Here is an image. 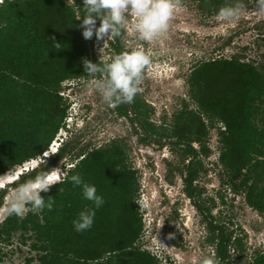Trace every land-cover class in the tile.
<instances>
[{
    "label": "trees",
    "instance_id": "trees-1",
    "mask_svg": "<svg viewBox=\"0 0 264 264\" xmlns=\"http://www.w3.org/2000/svg\"><path fill=\"white\" fill-rule=\"evenodd\" d=\"M236 2L190 0L197 11L208 16H216L222 7ZM239 2L244 8L250 5V0ZM79 8L83 9L82 0L73 4L69 0H5L0 5V176L44 158L59 132L67 128L72 103L61 96L62 86L67 80H88L83 61L91 62L89 43L80 28L82 19L77 21L83 15ZM124 36L111 39L114 55L125 51ZM92 42L95 47L94 37ZM231 44L232 38L223 48ZM95 59L104 64L96 53ZM188 84L197 109L188 110L186 104L171 130L152 123L142 102L134 98L131 106L143 129L171 142V148L182 149L189 161L184 172L185 192L197 204L195 183L202 163L194 143L205 145L209 136L206 120L213 128L222 124L220 162L229 184L234 192L246 193L250 207L264 213V66L240 55L213 58L194 67ZM115 111L132 122L142 141L155 143L140 132L126 103ZM71 142L62 143L57 153L44 158L48 164L23 173L16 182L55 169L70 154ZM74 160L66 177L41 193L45 200L52 199L51 209L30 211L22 217L8 215L0 224V242L11 244L16 235L26 236L38 252L39 264H160L156 256L136 245L143 230L136 205L140 183L138 172L127 164L124 148L111 144L86 149ZM77 173L84 182L95 185L105 201L96 210L92 228L82 233L75 231L73 221L94 205L70 182V176ZM5 196L1 191L0 209ZM199 208L204 212L208 242L216 249L215 258L220 264H230L231 249L241 245L240 240L234 231L216 222L209 209ZM254 264H264V255Z\"/></svg>",
    "mask_w": 264,
    "mask_h": 264
},
{
    "label": "rangeland",
    "instance_id": "rangeland-1",
    "mask_svg": "<svg viewBox=\"0 0 264 264\" xmlns=\"http://www.w3.org/2000/svg\"><path fill=\"white\" fill-rule=\"evenodd\" d=\"M179 4L166 37L150 44L138 41L131 31L130 18L123 39L125 50L143 46L152 55L153 70H146L141 91L135 98L142 102L152 123L168 130L173 128L175 118L186 104L188 110L197 109L189 96L188 84L196 65L213 58L240 55L247 62L264 66V11H258L257 0H250L241 18L233 21L203 15L190 0H179ZM230 38L232 44L223 48ZM110 41L104 47L103 41L97 42L94 47L103 63L114 56ZM87 84L86 79H76L67 80L62 86L61 96L70 95L68 102L74 104L73 110L69 108L66 130L59 132L50 150L57 152L59 145L73 140L68 146L70 154L56 167L65 170L60 181L81 151L118 144L126 151L128 166L138 172L140 191L136 202L141 206L136 205L143 218V230L137 247L156 256L160 264H199L206 255L215 257L216 249L208 242L209 231L201 205L240 240L238 249H231L230 264H254L259 255H264V213L250 207L246 193L233 191L227 170L220 162L222 124L213 128L205 119L209 129L205 145L194 143L201 152L202 163L195 183L198 190L195 204L185 192L184 172L189 161L182 156V149L142 141L132 122L120 116L115 107L105 104L100 94ZM39 164L46 165L48 161L44 159ZM17 184L15 181L0 188V192H6L0 224L8 216L6 197ZM32 246V241H26V236L20 234L11 244L0 242V264H39L38 252ZM30 259L34 260L29 262Z\"/></svg>",
    "mask_w": 264,
    "mask_h": 264
},
{
    "label": "clouds",
    "instance_id": "clouds-1",
    "mask_svg": "<svg viewBox=\"0 0 264 264\" xmlns=\"http://www.w3.org/2000/svg\"><path fill=\"white\" fill-rule=\"evenodd\" d=\"M3 1L5 0H0V5ZM82 3L83 9L79 8L83 14L82 18L77 17V21L82 19L80 24L82 36L85 40H92L95 36L97 42L103 41V47L108 40L121 37L125 33L130 18L131 31L136 34L138 41L150 44L166 37L176 10L180 7L179 0H82ZM257 8L258 11H264V0H257ZM243 10V3L237 0L234 4L222 7L216 19L218 21L239 20ZM83 64L85 74L89 78L87 87L99 93L103 102L109 107L131 103L141 91L140 85L146 70H153L152 55L143 46L116 54L108 63L93 64L84 60ZM156 70L158 71V66ZM59 147L60 145L58 149ZM57 152L49 151L50 155H47V152L45 157H50ZM63 175L65 170L55 168L38 172L33 178L17 184L6 197L7 214L22 217L30 211L36 213L45 207L51 209L52 199L45 200L41 193L48 192L51 186L58 184ZM15 176L14 170L0 176V188L15 183ZM69 180L74 187L81 188L83 198L94 205V208L88 207L81 211L73 221L75 231L82 233L92 228L96 210L101 208L105 201L103 196L97 194L96 186L84 182L78 173L71 175ZM136 203L141 206L139 201ZM199 264H220V261L212 255H206Z\"/></svg>",
    "mask_w": 264,
    "mask_h": 264
},
{
    "label": "water",
    "instance_id": "water-1",
    "mask_svg": "<svg viewBox=\"0 0 264 264\" xmlns=\"http://www.w3.org/2000/svg\"><path fill=\"white\" fill-rule=\"evenodd\" d=\"M88 43H89V48H90L91 62L93 64H96L95 48H94L93 42H92V40H88ZM126 104L128 106V109H129V112L131 114V117L135 120L136 125H137L138 129L140 130V132L143 134V136L149 138L150 140H152L155 143H159V144H170L171 143L169 141L159 140V139H157L155 137H152L149 134H147V132L143 129L141 123L139 122L135 112L133 111L131 103H126Z\"/></svg>",
    "mask_w": 264,
    "mask_h": 264
},
{
    "label": "built area",
    "instance_id": "built-area-1",
    "mask_svg": "<svg viewBox=\"0 0 264 264\" xmlns=\"http://www.w3.org/2000/svg\"><path fill=\"white\" fill-rule=\"evenodd\" d=\"M70 119V118H69ZM68 119V120H69ZM47 155H50V153L48 152V154ZM44 158H45V154H44ZM44 158L43 157H40V158H38L37 160H32L31 162H28L27 164H25L23 167H20V171H23V173H25V172H28V171H30L29 169L28 170H26L27 168H29L27 165L28 164H32V163H34V162H37V165L39 164V161H43L44 160ZM40 165V164H39ZM33 169V168H32Z\"/></svg>",
    "mask_w": 264,
    "mask_h": 264
},
{
    "label": "bare ground",
    "instance_id": "bare-ground-1",
    "mask_svg": "<svg viewBox=\"0 0 264 264\" xmlns=\"http://www.w3.org/2000/svg\"><path fill=\"white\" fill-rule=\"evenodd\" d=\"M35 164L37 165V162H34L33 164H28L27 166L29 167V165H31V167L27 168L26 170H28V169L30 170V168L32 169V168L36 167ZM17 168H18L17 169L18 171H15L16 175H17V176H15V181L19 180L20 175L23 173V171H20L21 170L20 167H17Z\"/></svg>",
    "mask_w": 264,
    "mask_h": 264
}]
</instances>
